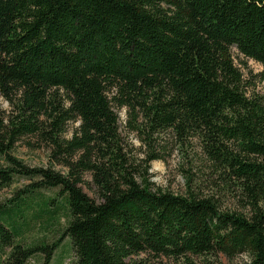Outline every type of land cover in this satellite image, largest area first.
Masks as SVG:
<instances>
[{"label":"trees","instance_id":"obj_1","mask_svg":"<svg viewBox=\"0 0 264 264\" xmlns=\"http://www.w3.org/2000/svg\"><path fill=\"white\" fill-rule=\"evenodd\" d=\"M233 47L263 66L264 86V0H0V96L10 106L0 113V185L30 180L0 203V264L38 252L48 264L66 235L70 264H145L141 253L187 264L243 253L242 264H264V90L245 95ZM114 108L148 139L197 140L213 189L243 210L221 208L224 192L204 193L194 174L186 194L154 190L148 168L161 157L142 168L129 159ZM24 136L47 145L49 167L11 154ZM85 174L97 198L81 187ZM50 187L67 201L61 234L14 242Z\"/></svg>","mask_w":264,"mask_h":264},{"label":"rangeland","instance_id":"obj_2","mask_svg":"<svg viewBox=\"0 0 264 264\" xmlns=\"http://www.w3.org/2000/svg\"><path fill=\"white\" fill-rule=\"evenodd\" d=\"M232 57L235 65L242 72V90L245 95L250 97L254 94H262L264 90L261 72L263 66L253 59L243 57L238 54L235 47L232 48ZM10 106L8 102L0 96V113L9 112ZM118 115V126L120 138L124 151L129 159L141 168L145 166V161L153 152L160 155L161 158L153 160L149 164L148 173H150V181L154 190L169 191L176 195L186 194L188 189V176L196 177V182L199 183L204 193L216 194L220 199L221 208L225 209H240L238 199L231 196L228 191L220 188L213 189L212 183L216 180V175L213 173L211 166L206 162L197 140H180L170 131L154 134L150 139L146 138L144 133L133 130V121L127 123L123 109L114 108ZM77 126V122L68 123L66 126L65 137L70 138ZM11 154L22 160L29 167H49L51 165L48 154L47 145L33 136H24L20 138L11 151ZM53 169L66 172L60 165L53 163ZM5 166V161L0 156V168ZM34 178L33 180H36ZM83 182L80 184L83 190L91 197L97 198L94 187L91 183V176L85 174ZM210 179V180H209ZM30 180L21 176H14L11 183L5 186L0 185V203H7L11 198L16 196L19 189L25 187ZM138 181L139 178H138ZM232 195H234L232 193ZM37 204L41 208L40 216L37 219H31L28 227L22 231L14 242H21L24 245L52 242L59 234L67 221V201L60 195L59 187H50L42 190L39 194ZM44 207V209H42ZM242 209V208H241ZM243 210V209H242ZM30 213V211H28ZM38 221V222H37ZM10 247H5V253H8ZM41 252L35 253L27 261L26 264H42ZM72 257V258H71ZM71 241L68 235L63 236L58 246L55 248L50 262L48 264H70L73 261ZM137 260H142L145 264H187L183 258L173 259L166 256H152L146 253H141ZM194 264H204L205 258L202 256H191ZM247 260V255L239 254L238 256L228 259L223 254L217 255L218 264H242Z\"/></svg>","mask_w":264,"mask_h":264}]
</instances>
